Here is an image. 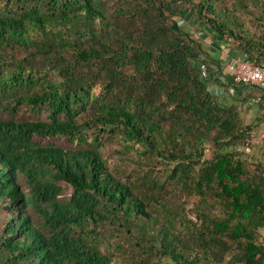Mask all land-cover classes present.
Segmentation results:
<instances>
[{
  "label": "trees",
  "instance_id": "trees-1",
  "mask_svg": "<svg viewBox=\"0 0 264 264\" xmlns=\"http://www.w3.org/2000/svg\"><path fill=\"white\" fill-rule=\"evenodd\" d=\"M223 1L0 0V105L49 111L46 121L0 120V264H118L104 244L126 264H264V180L237 150L254 127L215 99L204 76L212 56L181 29L193 12L216 45L237 42L264 64V39L235 16L246 0ZM102 134L167 166L164 182L152 169L143 177L156 198L110 170ZM168 183L203 204L212 197L224 218L169 212L159 195Z\"/></svg>",
  "mask_w": 264,
  "mask_h": 264
},
{
  "label": "rangeland",
  "instance_id": "rangeland-1",
  "mask_svg": "<svg viewBox=\"0 0 264 264\" xmlns=\"http://www.w3.org/2000/svg\"><path fill=\"white\" fill-rule=\"evenodd\" d=\"M223 4V5H222ZM222 6L225 4L227 6H235V0H224ZM248 5V10L238 9L235 13L240 21L243 23L244 28L249 33L250 37L259 41L261 38L264 39V0H257L253 2L252 0H246ZM111 5V3H110ZM181 20V19H179ZM181 29L190 33L194 39L201 42L206 50L209 52L211 60L210 69L205 71L204 76L208 79V84L210 90L212 91L215 99L219 100L223 105H235L238 107L240 112V120L243 127L247 125H252L255 129L262 127V122L258 121L260 117V112L264 108L263 103H256L255 100L258 96L263 94L262 90H259L254 87L249 86H231L228 88V78H230V73L233 72V66L235 61L241 58V52L238 47V43L234 41H225L221 46L216 45L213 42V37L209 34L197 20L195 14L190 12L184 17V20L181 21ZM219 60V63H214L215 60ZM216 67H219L220 72H216ZM230 72V73H229ZM225 91L224 97L221 96V92ZM11 100H4L3 106L0 105V120H9L14 119L16 121H46L49 117V111L46 107L43 108H33L27 105L19 107L17 111L11 112L10 109H5L9 105ZM1 103V101H0ZM15 104H11L13 108ZM9 108V107H8ZM83 121L82 118L80 120ZM86 135L89 142L91 143L93 139H96L98 132L96 130L87 131ZM102 140L100 141L99 147L103 154L104 159L108 162L110 170L119 178L125 182H132L137 184L136 191L141 195H149L150 197L155 194L158 189L148 187L149 185L144 182V175L150 169H152L153 176H157L159 181H165L163 173L165 172L167 166L157 162L147 166L146 163H143V158L139 157V154L128 148L126 149L125 143L120 135L118 136H109L108 134H102ZM49 143V141H46ZM52 142L58 144L72 147V143L67 142L62 139H54ZM76 145V144H74ZM74 147V146H73ZM210 152L206 151L207 157H213L215 153V147L213 144H208ZM232 151V148L229 149ZM239 158L247 165L250 175L261 176L264 180V153L262 150L256 148L249 153H243ZM258 166V168H257ZM172 168V167H171ZM64 188L63 195L61 198H69L72 193V188L66 184L61 183ZM161 200L167 204V210L169 212L178 211L181 215L188 217L194 222H198V214H201L202 217L206 220L212 219H223L224 210L220 204L215 202L212 197H209L206 204L201 203V197L189 190L183 189L180 185H174L168 183L164 186L162 191H159ZM163 210L157 216L163 220H166L169 212ZM179 218V217H178ZM5 220V214L0 209V224ZM178 227L182 230L184 227ZM259 234L264 240V228L259 230ZM184 238L188 240L190 236L185 230V233H182ZM104 253L111 254L112 258L118 264H126L127 258L119 257L118 252L113 248L109 247L107 244L102 246ZM190 252L187 253L189 255ZM230 256L227 258L229 261ZM157 257L152 256V262L156 261ZM125 262V263H124ZM164 264H177L172 259H164Z\"/></svg>",
  "mask_w": 264,
  "mask_h": 264
},
{
  "label": "built area",
  "instance_id": "built-area-1",
  "mask_svg": "<svg viewBox=\"0 0 264 264\" xmlns=\"http://www.w3.org/2000/svg\"><path fill=\"white\" fill-rule=\"evenodd\" d=\"M230 78L232 84L250 86L263 91L264 64L250 60L246 56H242L235 61L233 72L230 73ZM255 102L258 104L263 103L262 96H258ZM237 147V150L244 154L256 148L262 150L264 153V127L251 130L244 141Z\"/></svg>",
  "mask_w": 264,
  "mask_h": 264
},
{
  "label": "crops",
  "instance_id": "crops-1",
  "mask_svg": "<svg viewBox=\"0 0 264 264\" xmlns=\"http://www.w3.org/2000/svg\"><path fill=\"white\" fill-rule=\"evenodd\" d=\"M263 95H264V91H263ZM263 101H264V100H263ZM263 104H264V103H263ZM260 114H261V115L264 114V108H263V110H261ZM261 115H260V116H261ZM262 127H264V122H262Z\"/></svg>",
  "mask_w": 264,
  "mask_h": 264
}]
</instances>
